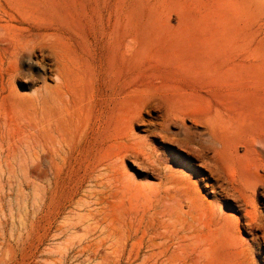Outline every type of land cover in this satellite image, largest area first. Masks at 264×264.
<instances>
[{"label":"rangeland","instance_id":"obj_1","mask_svg":"<svg viewBox=\"0 0 264 264\" xmlns=\"http://www.w3.org/2000/svg\"><path fill=\"white\" fill-rule=\"evenodd\" d=\"M255 1L0 0V264H264Z\"/></svg>","mask_w":264,"mask_h":264},{"label":"bare ground","instance_id":"obj_2","mask_svg":"<svg viewBox=\"0 0 264 264\" xmlns=\"http://www.w3.org/2000/svg\"><path fill=\"white\" fill-rule=\"evenodd\" d=\"M254 3L256 2L255 0H252ZM257 7L260 8L261 5H259V2H257ZM8 26V25H7ZM6 31V26L5 25H0V47H2V44L5 42V36L3 34V32ZM22 43L19 40H14V49L17 52L15 55L20 54V51H22ZM211 143V144H210ZM212 143L215 144H220V147H223L224 145V141H223V137L222 134L218 131H215L212 127H209V137L208 139L204 140L201 144L200 147L202 148V150L204 151H211V153L214 154L212 159L215 160L219 154H220V147H216L214 145H212ZM252 192H249V190H239V194L241 199L243 200V202L249 206L251 205V201L253 203H255V198L254 196H256L257 190L255 188H252ZM251 191V190H250ZM252 193V194H251Z\"/></svg>","mask_w":264,"mask_h":264}]
</instances>
